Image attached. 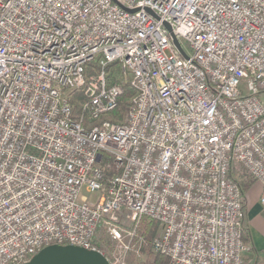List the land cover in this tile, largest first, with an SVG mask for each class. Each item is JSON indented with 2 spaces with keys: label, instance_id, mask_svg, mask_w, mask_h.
<instances>
[{
  "label": "built area",
  "instance_id": "1",
  "mask_svg": "<svg viewBox=\"0 0 264 264\" xmlns=\"http://www.w3.org/2000/svg\"><path fill=\"white\" fill-rule=\"evenodd\" d=\"M242 180L264 214V0H0V264H127L143 217L167 264H245Z\"/></svg>",
  "mask_w": 264,
  "mask_h": 264
},
{
  "label": "water",
  "instance_id": "2",
  "mask_svg": "<svg viewBox=\"0 0 264 264\" xmlns=\"http://www.w3.org/2000/svg\"><path fill=\"white\" fill-rule=\"evenodd\" d=\"M170 30L169 26H167ZM174 43L180 49L177 39ZM20 264H109L107 258L95 249L74 244H49L39 249Z\"/></svg>",
  "mask_w": 264,
  "mask_h": 264
},
{
  "label": "crops",
  "instance_id": "3",
  "mask_svg": "<svg viewBox=\"0 0 264 264\" xmlns=\"http://www.w3.org/2000/svg\"><path fill=\"white\" fill-rule=\"evenodd\" d=\"M250 188L245 194V217L243 221L244 227H246L249 234L250 242L247 244V249L243 254V260L245 264H256L261 262L264 255V214L258 202L260 185L256 195L254 192L248 202Z\"/></svg>",
  "mask_w": 264,
  "mask_h": 264
},
{
  "label": "rangeland",
  "instance_id": "4",
  "mask_svg": "<svg viewBox=\"0 0 264 264\" xmlns=\"http://www.w3.org/2000/svg\"><path fill=\"white\" fill-rule=\"evenodd\" d=\"M259 189V183L255 182L252 187L250 188V192L248 193V202L250 201V197L252 196V194L255 192V195L257 193ZM249 189H247L246 191H244V196L246 194V192ZM154 222L153 220H150L146 217H143L137 227V231H136V238L134 240V246L132 249H130V251L128 252L127 255V264H152L153 263V257L155 255V251L152 250L151 245H150V240L153 236H155L158 232H159V226L157 227V229L152 233V235H150V237H147L146 235L142 234V226L144 227V225L146 224H150ZM140 237H142V242L139 245H137L138 240H140ZM101 250L108 254V252L110 251L111 247L110 244L103 239L102 241H100L99 244ZM137 247H139L137 249Z\"/></svg>",
  "mask_w": 264,
  "mask_h": 264
},
{
  "label": "trees",
  "instance_id": "5",
  "mask_svg": "<svg viewBox=\"0 0 264 264\" xmlns=\"http://www.w3.org/2000/svg\"><path fill=\"white\" fill-rule=\"evenodd\" d=\"M129 92L128 90L125 92V97L122 98V100L120 101L119 104V109L118 112L122 113L126 110L127 106H128V102L126 100V96H128ZM255 183V181H241V187L243 189V191H246L247 189H249L253 184ZM159 226V224L154 221L150 224H146L144 225V227L142 226L141 230H142V234L146 235L147 237H150V235H152V233L157 229V227ZM242 239L246 244H249L250 242V237L249 234L247 232L246 227H243V231H242ZM167 257L160 254V253H155L154 257H153V263L152 264H167Z\"/></svg>",
  "mask_w": 264,
  "mask_h": 264
}]
</instances>
